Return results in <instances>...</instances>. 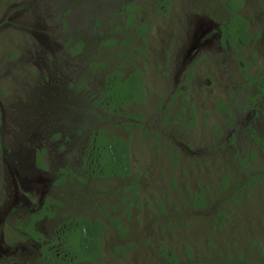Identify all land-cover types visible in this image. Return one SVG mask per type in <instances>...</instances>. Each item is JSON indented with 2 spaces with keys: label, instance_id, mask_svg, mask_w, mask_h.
Returning a JSON list of instances; mask_svg holds the SVG:
<instances>
[{
  "label": "rangeland",
  "instance_id": "rangeland-1",
  "mask_svg": "<svg viewBox=\"0 0 264 264\" xmlns=\"http://www.w3.org/2000/svg\"><path fill=\"white\" fill-rule=\"evenodd\" d=\"M167 1L173 4L169 10L159 5L168 6ZM128 2L137 6L135 22L147 25V44L136 42V33L129 31ZM186 16L216 23L224 19V37L245 39L249 31L255 38L236 53L224 41L232 57L218 50L204 52L215 59L206 55L208 63L198 64L191 76L195 87L186 88L182 81L188 78L179 77L174 67L183 55ZM128 33L131 42L123 45ZM215 39L210 49L220 46L219 37ZM214 60L220 68L213 69ZM244 63L249 70L241 76L238 69ZM263 69L264 0H0V235L6 228L7 236L17 240L12 244L19 246L13 252L0 251V258L16 264H55L44 260L42 248L30 237L16 238L14 230L21 232L30 207L23 206L18 193L16 197L14 185H21L19 176L27 171L39 173L31 161L34 149H43L51 165L42 160L46 186L33 201L44 196L45 205L58 198V171L68 164L79 168L77 157L91 131L104 129L107 136L121 138L109 150L124 155L122 143L129 140L131 175L83 182L76 172L67 180L69 189L63 192L68 199L79 197L81 211L107 225L103 235H88L91 251L75 257L78 264H264V173L251 188L239 169L245 156V169L255 172L264 166V154L250 135L243 141L228 138L235 123L227 124L213 108L218 98L236 88L241 97L247 90L250 94L252 85L244 81ZM107 77L112 81L105 86V96L132 103L114 119L100 121L90 118L89 110L105 118L111 114L98 106ZM175 80L181 82L174 90ZM81 116L86 127L77 133ZM88 119H97V125ZM260 119L264 115L251 123L263 132ZM25 156L26 166L19 163ZM136 175L140 204L136 199L123 202V187L135 185ZM201 192L206 204L198 206ZM128 194L135 196L132 188ZM95 201L106 206L104 213ZM12 202L17 207L9 210ZM39 205L37 201L34 206ZM111 218H118V227ZM55 224L56 217H45L36 230L50 237ZM76 246L83 248L79 241Z\"/></svg>",
  "mask_w": 264,
  "mask_h": 264
},
{
  "label": "trees",
  "instance_id": "trees-1",
  "mask_svg": "<svg viewBox=\"0 0 264 264\" xmlns=\"http://www.w3.org/2000/svg\"><path fill=\"white\" fill-rule=\"evenodd\" d=\"M169 1H167L168 4ZM159 5H162L163 9L169 10L170 7L173 5L169 2L168 6H164L163 3H159ZM125 7L129 10L130 13L128 15V27L129 31H132L133 33H136L135 41H142L143 43L147 44V25L143 23H136V17L138 15L134 14V11L136 10L137 6H134L132 3H125ZM131 34L128 33L126 38L122 41L123 45H128V43L131 42L130 38ZM82 41H80L81 43ZM82 44V43H81ZM104 42H100L99 46H103ZM133 49H138L137 46H133ZM122 73H120L118 76L122 78ZM248 78L249 76L246 75ZM117 78V76L115 77ZM108 81H112V78H106V82L104 83V87L102 88L103 92L102 97L99 100L98 106L102 109L103 107L109 108V111L111 114H109L106 118L96 114L97 112L94 109H90L89 114L91 115L90 118L98 117L100 121H106L107 119H114V116L117 113H121L122 108H126L127 105H130L132 102H124V100L120 102H114L110 97H106V85H108ZM250 85H252V91L250 94L247 93L245 96L248 100L246 101L245 105L248 109H250V114L252 116V120L258 119V115H264V108L262 105V101H264V69L261 71V74H259L257 77L250 76L249 77ZM85 85L87 83H84ZM250 90V88H248ZM185 105L187 103L185 102ZM244 106V104L242 105ZM193 109V108H192ZM125 117H130L128 114L125 115ZM97 119H88V122H92V125H97ZM136 119L141 122V117L136 116ZM193 122L195 121V118L192 117ZM85 120L84 116H81L80 118H77L76 121L79 123H76L78 125L77 133L82 132L83 127L81 122ZM259 121H264V119H260ZM66 123H69L67 121H64ZM192 124V122H190ZM251 131V138L255 140V143L258 146V149L260 152L264 154V131L262 132L258 126H253L252 123L248 125L247 127ZM264 129V127H263ZM262 133H261V132ZM261 134V136H260ZM61 135V133L58 134V137ZM109 137V138H108ZM249 136H247L248 139ZM88 143H84V148L79 152L78 155V162H79V168L76 167L74 169L69 164L64 167L60 168V171L57 173V178L55 179V185H59L61 188L60 196L58 198L52 199L51 201H47L45 203L42 210L38 212H31L29 215H27L26 219L22 223V225L19 227L21 228V232L19 230H14L15 236H22L23 234L22 230L25 231L27 236L33 238L34 240L38 241L42 244V253L44 256L45 261H51L55 264H78L77 261H75V257L79 256L80 253L83 256L88 255L90 253L91 248H88V235H93L94 233L103 235L105 229L107 228V225L102 221V219L94 217L92 219L90 215L87 213L89 211L85 210L84 212L81 211L79 202V197L70 200L68 199V196L64 194V190L69 189L67 186L68 181L72 180L73 176H77V173H79L78 178L82 180L83 182H87L91 178H104V179H110L113 177H119V178H127L131 174V164L129 158V140H123V151L125 152L124 155L118 153L115 148L117 147V143H115V139L119 143L120 139L118 137L113 136H107V131L104 129L92 130L91 134L89 135ZM107 138V141H104V139ZM234 138H238L236 135L232 137V140ZM246 142V141H245ZM245 142L241 143V147L245 144ZM115 147L113 150H109L108 148ZM245 156L240 159V164L243 165V168H239L240 170H243V174L246 178H248L247 185L251 188H253L260 180V174L261 172L264 173V166L253 171L251 174L248 173L245 169L247 166H245ZM40 157H38V160ZM173 161L176 163V159L174 158ZM42 162V161H41ZM248 165V164H247ZM227 172H226V178L225 180L230 182V168H228V164L226 165ZM136 181L137 183L135 185H129L124 186L123 188V195L121 196L123 202H125L127 199L132 203V199H136L139 201L140 204V195L138 194V191L140 189V184L138 183V176L136 175ZM241 186V184H240ZM239 186V187H240ZM246 186L243 185L242 188ZM238 187V186H236ZM132 188V190L135 193L134 198L130 197L129 189ZM199 198L197 199L198 206H203L206 204V199L204 194L201 192L198 194ZM55 203V208H51L52 204ZM95 206H97L98 210L100 212H105V205L100 201L93 202ZM45 217L48 218H55L56 217V224L54 225V231L55 234L51 235L50 237H45L43 234L38 232L36 230L37 224ZM55 221V219H54ZM111 221L118 227V218L112 219ZM128 226H125V229ZM13 231V230H11ZM10 231V232H11ZM12 233V232H11ZM86 233V235H85ZM123 235L124 230H122ZM13 234V233H12ZM14 235V234H13ZM25 235V237H27ZM85 235V236H84ZM37 236V237H36ZM93 237V236H92ZM82 243V249L79 248V246H76L77 242ZM84 242L87 243V248H85ZM117 249H121L123 247L117 246ZM99 260V258H98ZM86 262V260L84 261ZM82 262V264L84 263ZM89 262V261H88ZM105 264V261H93L90 260V264Z\"/></svg>",
  "mask_w": 264,
  "mask_h": 264
},
{
  "label": "flooded vegetation",
  "instance_id": "flooded-vegetation-1",
  "mask_svg": "<svg viewBox=\"0 0 264 264\" xmlns=\"http://www.w3.org/2000/svg\"><path fill=\"white\" fill-rule=\"evenodd\" d=\"M205 9H208V7H205ZM193 18L194 17H189V16L184 17L185 22L181 30L183 29L185 32H184V38L182 40V44L180 46L181 47L180 52L181 54L183 53V55H181L180 64L178 63V65L174 66L176 69V73H179V77L181 75H184L186 79L188 78L187 80L182 81L183 86H187L186 88H188V85L195 87L193 84L190 83V81H191L192 74L197 73L199 70L198 64H201L202 66L203 64H207L209 61V58L207 56H211L215 59V56L208 55L209 53L205 54L204 52H207V51L213 52L215 50H218L219 52L223 51L225 53V56L232 57V55L230 56L231 53L227 52V49L224 46V41H227L230 49L232 48L231 52L236 53L238 49H240V51L243 49L241 47L247 46L249 48L248 46L249 43L253 41L252 39L255 38L253 33L249 31H248V37L245 39L239 35L237 36L236 34L229 35V38L228 36L224 37V35L221 34V25L224 24L225 22V21L223 22L224 19L216 23L212 18L206 19V18L195 16V21H193ZM236 36L237 38L234 39ZM215 37H219L220 46L217 47V49L216 48L210 49V48L215 47V42H214L216 40ZM221 54L222 53H219V55L217 56H220ZM214 62H215V65H214L215 67H213V69H216V67H219V68L221 67L216 63L215 60ZM242 66L243 68L241 69V71H240V68L238 70L241 73V76H244L245 75L244 71L247 72L249 69L247 67V63H244ZM180 82L181 81L179 80L174 81V90L178 89V85L180 84ZM244 83L245 85H248L250 84V81L247 80V81H244ZM239 95L240 94L236 88L233 92H228L226 97L218 98L213 108H214V113L217 116H219L220 119L227 122V124L231 125L232 122L235 123L232 129L229 131L228 138H231L234 135H236L239 141H243L244 138H246L247 136L251 134L250 129H248L247 127L249 124H251L252 118L250 115V109H248L247 106L245 105L246 101H250V100H248L246 96L241 97ZM243 104L244 106H242ZM197 108H198V105H196V109ZM247 111H248V114L244 116V114ZM34 150L37 152L34 154L31 162L35 166V168L39 170V173H37L36 170L33 169L30 171H27V174H24L23 178L18 175L21 185H19V183L17 182L14 185L16 197L18 193L20 195V200L22 201V204L24 203L23 206L30 207V213L38 212L42 210L44 207V204H43L44 196H42L39 199H36L35 201H33V197L35 196V194H38L40 189H42L44 193V187L46 186V183H42L43 175H41V172H44L43 170L44 162L42 160H45L47 164L51 165L49 159H45L43 157V156H48L46 155L43 149L40 151L37 149H34ZM25 157L26 158H24V160L19 163L25 162V166H26V164L29 162V156L28 157L25 156ZM38 157H40L39 160H38ZM21 188L23 191L21 190ZM37 201L40 202V205L38 207L34 206L36 205ZM9 205H10L9 210L12 208V206L14 208L17 207L15 202L10 203ZM9 229H12V226H10ZM22 232H25V231L22 230ZM24 234L26 235V233ZM17 237L18 236H16V238ZM28 237L29 236H27L26 238ZM14 239H15V236H14ZM31 239L32 241H34L36 246H40V248H42L41 243L34 240L33 238ZM13 241H17V240H12L9 236H7L6 228H3L1 235H0V251L2 252L4 251L7 252L10 250L11 252L15 251L19 246L13 245L12 244ZM20 247L23 249L22 245H20ZM0 256H1V253H0ZM2 258H4L6 262L3 261L4 259L0 258V264H16L15 263L16 261H11V259H6L7 257H2Z\"/></svg>",
  "mask_w": 264,
  "mask_h": 264
}]
</instances>
